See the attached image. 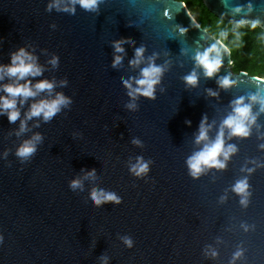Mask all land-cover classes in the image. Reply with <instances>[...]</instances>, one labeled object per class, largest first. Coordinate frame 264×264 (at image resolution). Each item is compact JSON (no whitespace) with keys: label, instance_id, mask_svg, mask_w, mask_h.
I'll use <instances>...</instances> for the list:
<instances>
[{"label":"water","instance_id":"water-1","mask_svg":"<svg viewBox=\"0 0 264 264\" xmlns=\"http://www.w3.org/2000/svg\"><path fill=\"white\" fill-rule=\"evenodd\" d=\"M51 2L0 0V64L25 48L45 69L33 83L55 80L54 91L72 100L47 123L28 121L29 131L19 136L20 120L0 116V264H103V257L107 264H233L237 250L243 255L235 264H264V166H257L264 165V113L249 138L226 140L238 151L225 169L193 178L186 163L200 150L201 120L213 125L214 139L231 102L264 89V79L233 73L229 49L180 0H103L96 11L77 4L74 13L49 10ZM204 6L235 25L258 21L264 32V0H204ZM117 42L126 52L119 71L113 67ZM213 44L227 51L220 70L207 78L194 56ZM140 47L145 61L155 57L166 70L155 99L139 97L130 110L124 81L140 76L129 63ZM194 70L198 85L190 87L184 77ZM225 76L234 82L227 90L218 85ZM32 102L21 109L22 119ZM36 133L43 140L22 161L17 148ZM137 157L149 162L140 178L130 172ZM86 173L98 183L83 180ZM245 176L247 207L232 191ZM77 178L82 192L69 186ZM99 189L121 203L95 206L91 193Z\"/></svg>","mask_w":264,"mask_h":264},{"label":"clouds","instance_id":"clouds-1","mask_svg":"<svg viewBox=\"0 0 264 264\" xmlns=\"http://www.w3.org/2000/svg\"><path fill=\"white\" fill-rule=\"evenodd\" d=\"M103 0H52L48 5V9L53 8L58 11H65L74 13L75 7L78 4L81 8L87 11H96ZM251 10V9H249ZM236 12L241 9L237 8ZM246 21L241 20L235 25L236 28L244 27ZM259 22H253L250 27L255 29ZM113 67L119 71L123 68L124 58L126 52L123 46L117 42L114 44ZM145 49L143 47L137 48L135 51V58L129 63L132 67L140 69L139 78L130 81H124V86L128 90V96L131 98V103L127 105L130 110H135L137 104L135 101L139 97L155 99L156 87L160 84L163 76L165 66L157 65L155 57H150L145 61ZM227 49H222L213 44L206 48L203 52L197 51L194 60L197 68L203 69L204 76L213 78L220 70L223 62V53ZM59 58L53 57L49 63L56 67ZM144 65L143 67H141ZM45 69L39 64L38 57L33 55L25 48H20L11 54V62L9 64H0V116L6 115L10 123H15L20 120V128L17 135H21L27 131L28 121L33 118H41L45 123L51 121L64 108H67L72 100L63 93L55 92L57 83L55 80H39L33 83L35 77L42 76ZM8 83H4L5 80ZM186 85L196 87L198 85V74L194 70L184 77ZM67 81L60 82V86H65ZM218 85L222 89H229L234 86V82L227 76L218 80ZM47 94L42 97V94ZM209 95L217 97L218 93L209 90ZM37 97H42L36 99ZM29 100L33 102L30 104L28 110L24 112L23 119L21 118V109ZM259 106V111L254 112L253 107ZM264 113V89H259L256 93L247 97H239L231 102V112L221 121L219 129L212 139L209 136L213 125L209 124L205 116L200 123L198 134L195 137V142L200 145V150L194 152L186 161L189 173L193 178H199L207 170L217 169L223 170L227 167V163L231 157L238 151L236 145L226 143V140L232 138H249L252 134V129L257 127V120L259 114ZM190 126L191 122H187ZM36 127H39L37 123ZM43 136L40 133L34 134L30 139L25 140L16 151V155L22 161L31 158L37 151L38 145L42 142ZM133 143L137 146L141 145L138 139H134ZM264 150V144L259 146ZM7 156V152L4 154ZM255 163V162H253ZM264 166V165H257ZM254 168H245V171L251 174ZM130 172L140 178L149 172V162L142 157H137L136 163L130 165ZM83 180L95 185L98 183V178L94 173H86ZM80 178L74 179L70 182V188L73 191H84V183ZM232 191L240 197L242 206L247 207L250 197V185L247 176L236 181L232 186ZM92 203L100 207L105 203H121L120 198L114 193L105 191L104 189L95 190L91 193ZM245 230H247V226ZM2 242V237H0ZM123 242L126 246L132 247L133 241L129 237H124ZM212 257L217 256L214 249H209L208 253ZM243 255L242 250H237L233 254V264ZM103 264H107V257H103Z\"/></svg>","mask_w":264,"mask_h":264},{"label":"trees","instance_id":"trees-1","mask_svg":"<svg viewBox=\"0 0 264 264\" xmlns=\"http://www.w3.org/2000/svg\"><path fill=\"white\" fill-rule=\"evenodd\" d=\"M187 6L198 5L201 0H180ZM200 27L207 30L225 46L232 47V72H246L250 76L264 79V32L251 28L250 24L236 28L211 14L204 6Z\"/></svg>","mask_w":264,"mask_h":264},{"label":"rangeland","instance_id":"rangeland-1","mask_svg":"<svg viewBox=\"0 0 264 264\" xmlns=\"http://www.w3.org/2000/svg\"><path fill=\"white\" fill-rule=\"evenodd\" d=\"M187 7L189 8V11L192 17L197 21V23L200 24L202 21L203 14H204V0H201V3L198 5H192V6H187ZM221 43L224 45L222 41ZM227 48L229 49L230 52H233L232 47H227Z\"/></svg>","mask_w":264,"mask_h":264},{"label":"bare ground","instance_id":"bare-ground-1","mask_svg":"<svg viewBox=\"0 0 264 264\" xmlns=\"http://www.w3.org/2000/svg\"><path fill=\"white\" fill-rule=\"evenodd\" d=\"M191 14V13H190ZM192 16V15H191ZM193 18V17H192ZM194 19V18H193ZM195 20V19H194ZM196 21V20H195ZM197 22V21H196Z\"/></svg>","mask_w":264,"mask_h":264}]
</instances>
